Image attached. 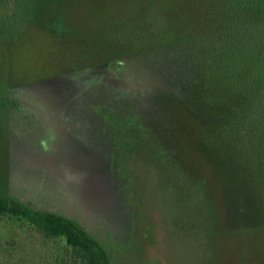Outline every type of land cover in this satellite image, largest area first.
Masks as SVG:
<instances>
[{
    "label": "rangeland",
    "instance_id": "374dc122",
    "mask_svg": "<svg viewBox=\"0 0 264 264\" xmlns=\"http://www.w3.org/2000/svg\"><path fill=\"white\" fill-rule=\"evenodd\" d=\"M198 1L28 0L4 50L0 81L20 105L0 125V175L24 202L116 247L117 264H184L177 248L197 250L196 264H264V181L238 159L233 135L216 128L220 116L210 121L190 102V88L161 75L186 46L168 34L188 32L178 19ZM53 7L65 16L60 35L41 26ZM71 65L100 85L79 92L102 119L72 117L79 79L58 76ZM0 264L78 263L64 238L4 215Z\"/></svg>",
    "mask_w": 264,
    "mask_h": 264
},
{
    "label": "trees",
    "instance_id": "16d2710c",
    "mask_svg": "<svg viewBox=\"0 0 264 264\" xmlns=\"http://www.w3.org/2000/svg\"><path fill=\"white\" fill-rule=\"evenodd\" d=\"M8 4L12 6L10 11L3 13V6ZM30 10L28 0H0V65L4 63V50L11 43V35ZM52 10L48 14L50 20L41 26L60 35L65 16L54 7ZM189 12V17L185 15V19L184 16L178 19L181 24H189L188 32L173 30L167 37L178 39L175 43L185 42L189 50L181 55L186 52V46L175 48V55L160 69L161 75L169 76L176 86L185 85L186 90L190 88V102L199 107L210 121L220 116L222 124H217L216 128L223 130L225 138L233 135L235 140L231 144L238 159L242 158L240 161L250 173L255 172L254 177L258 181H264V0H203L201 3L198 1ZM107 67L113 75L119 70L111 64ZM132 71L129 69L130 73ZM182 71L187 75L181 74ZM112 74L109 77L113 78ZM58 76L79 79V88H75L72 96L73 118L77 119L82 114L86 116L87 113V116L93 117L91 122L102 119L101 112L96 116L90 109V102L85 106L79 92V89L82 92L86 88L93 92L100 87L94 84L92 73L84 71L81 74L76 65H71L67 72ZM110 94L116 103L122 101V92L118 89L114 88ZM216 103L222 105L220 115H211L209 108ZM19 105V99L0 81L1 126ZM232 148L228 147L229 150ZM6 180L0 175V218L4 215L23 218L44 238H64L78 264H117L119 255L116 247L104 246L73 218L24 202L12 193ZM207 211L210 217L214 216L211 208ZM175 255L178 263L196 264L198 251L177 248Z\"/></svg>",
    "mask_w": 264,
    "mask_h": 264
}]
</instances>
